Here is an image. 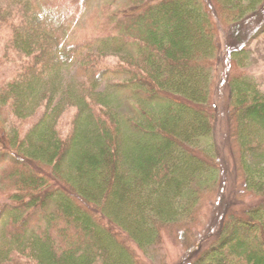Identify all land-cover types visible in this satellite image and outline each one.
Here are the masks:
<instances>
[{
	"label": "trees",
	"instance_id": "1",
	"mask_svg": "<svg viewBox=\"0 0 264 264\" xmlns=\"http://www.w3.org/2000/svg\"><path fill=\"white\" fill-rule=\"evenodd\" d=\"M97 1L0 0V264H168L170 233L194 264H264V91L247 71L264 0L111 1L80 38ZM227 50L245 188L207 243Z\"/></svg>",
	"mask_w": 264,
	"mask_h": 264
},
{
	"label": "rangeland",
	"instance_id": "2",
	"mask_svg": "<svg viewBox=\"0 0 264 264\" xmlns=\"http://www.w3.org/2000/svg\"><path fill=\"white\" fill-rule=\"evenodd\" d=\"M116 1V0H98L93 10L84 18H82L77 26V31L80 34V38H86L87 35L92 36L96 34L99 28L102 25V22H97V19H103L105 17V8L108 6V2ZM221 37L224 39L225 43H227V32L224 30L222 32ZM223 41V40H222ZM225 52V51H224ZM252 57L247 68V71L250 74V77H253L263 88L264 91V37L254 43L252 46ZM230 51L227 50V59L225 67L221 69V73H219L218 80L216 81V89H215V103L217 107H219V127L217 131L216 137L220 140L222 145L224 146L225 157L229 160L228 166L224 163V175L222 179V185L220 193L213 200L210 199L205 204L204 208V227L199 231L198 230V238L200 240H205L208 243V239L213 233H216V227H218L219 223L216 222L219 214L220 207L222 208L223 196L227 195L230 201H234L236 204L238 203L239 196L244 192L245 188V179L243 174L239 172V164H237L236 155H233V145L229 142L230 139V125L227 120V108L231 101V88L229 82V71H230V60H229ZM226 55V54H225ZM1 59V54H0ZM112 62H116V60H112ZM11 74L9 71L2 69L0 71V84L1 78L5 80V78H9ZM117 82L116 80L114 83ZM143 99V98H141ZM217 99V100H216ZM145 100V99H143ZM133 102V103H132ZM137 103H144L147 107H149L148 102L139 101L135 99L128 100L127 103L123 105L122 111L129 114L133 117H140L139 110L134 105ZM151 106V105H150ZM223 109V111H222ZM229 112V111H228ZM235 157V158H234ZM230 181V182H229ZM229 182L228 186L226 185ZM220 197V198H219ZM3 201L0 200V204ZM248 206L246 203L241 202V208H245ZM218 223V224H217ZM166 248L169 251L170 257L168 259V264H194L195 256L189 257L188 252L186 251L185 246L181 243V239L172 235L171 233L166 237ZM146 264H163L162 262L151 261L148 260Z\"/></svg>",
	"mask_w": 264,
	"mask_h": 264
}]
</instances>
